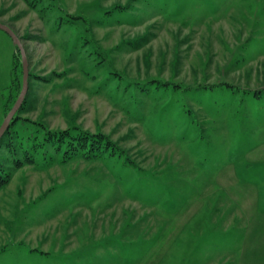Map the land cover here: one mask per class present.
Instances as JSON below:
<instances>
[{
  "label": "rangeland",
  "instance_id": "obj_1",
  "mask_svg": "<svg viewBox=\"0 0 264 264\" xmlns=\"http://www.w3.org/2000/svg\"><path fill=\"white\" fill-rule=\"evenodd\" d=\"M0 23L30 64L8 140L80 128L120 151L2 150L0 264H264V0H0ZM20 57L0 30V127ZM153 79L209 88L127 82Z\"/></svg>",
  "mask_w": 264,
  "mask_h": 264
},
{
  "label": "trees",
  "instance_id": "obj_2",
  "mask_svg": "<svg viewBox=\"0 0 264 264\" xmlns=\"http://www.w3.org/2000/svg\"><path fill=\"white\" fill-rule=\"evenodd\" d=\"M16 47V46H14ZM16 50L20 53L18 48ZM21 54V53H20ZM16 59L14 58V76L12 85L9 88V92L5 98L4 110L5 113H9L13 106L16 104L19 94L21 92L18 91L17 79L15 78V69H16ZM22 73H23V63H22ZM123 78V77H120ZM124 80V79H122ZM131 84L132 87L136 88L140 91L141 95L145 93L151 92L150 86L153 87L156 91L159 89H171V91H184L192 90L193 92H203L209 87L205 86H197L190 88H183V86L175 85L174 83L162 82L160 80H149L145 83L127 81ZM152 84V85H151ZM231 86V85H230ZM215 86H211L214 89ZM23 89V86H22ZM22 91V90H21ZM26 102V100H25ZM25 102L23 106L25 105ZM23 106H21L20 111L15 116L12 121L9 130L6 131L5 136L0 142V184L4 183V178L7 174V171L4 170L6 163V156L1 155L4 152L8 151L16 166L22 165H31L41 160L43 164H47L49 162L54 161L56 158L60 161H71L74 159H86V160H96L104 157H115L120 153L117 147L108 140V138L104 137L101 134H92L89 131L73 128V130L65 131H52L47 127H43L42 134L36 137V128L33 130V134H28L23 142L12 143L8 140L10 131H12L13 125L15 124L16 118L23 110ZM7 113V114H8ZM6 114V116H7ZM36 130V131H35ZM40 130V129H38ZM40 134V131H37ZM13 139V138H12Z\"/></svg>",
  "mask_w": 264,
  "mask_h": 264
},
{
  "label": "water",
  "instance_id": "obj_3",
  "mask_svg": "<svg viewBox=\"0 0 264 264\" xmlns=\"http://www.w3.org/2000/svg\"><path fill=\"white\" fill-rule=\"evenodd\" d=\"M0 30L4 31L5 33H7V35L11 37V39L14 42V46H16L21 53L20 58H22V63H23V82H22L23 89L21 91V94H19L20 96L16 104L13 106L12 110L8 113L7 117L4 118V122L0 127V142H1V140L6 134V131L9 130L12 121L14 120L15 116L18 114V112L21 109V106H23L26 100L27 97L26 94L29 91V84H30V82H28L30 80V70H29L30 64H29V59L27 58L28 55H27L26 47L23 46L24 43L22 39L16 34V32L10 26L3 23H0Z\"/></svg>",
  "mask_w": 264,
  "mask_h": 264
}]
</instances>
